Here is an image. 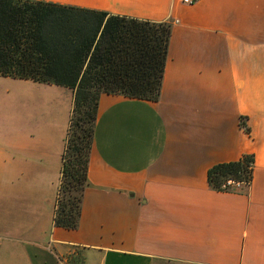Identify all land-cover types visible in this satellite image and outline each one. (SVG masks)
Returning a JSON list of instances; mask_svg holds the SVG:
<instances>
[{"label": "crops", "instance_id": "1", "mask_svg": "<svg viewBox=\"0 0 264 264\" xmlns=\"http://www.w3.org/2000/svg\"><path fill=\"white\" fill-rule=\"evenodd\" d=\"M43 1L171 31L156 101L98 98L76 228L53 225L72 91L49 96L46 127L18 121L0 132V248L13 254L29 242L23 251L42 264L51 255L70 264H264V0ZM243 154L253 156L249 184L212 189L207 170Z\"/></svg>", "mask_w": 264, "mask_h": 264}, {"label": "trees", "instance_id": "2", "mask_svg": "<svg viewBox=\"0 0 264 264\" xmlns=\"http://www.w3.org/2000/svg\"><path fill=\"white\" fill-rule=\"evenodd\" d=\"M171 26L43 0H0V75L69 88L73 93L61 155L53 225L74 229L93 144L100 94L156 101ZM253 156L207 170L208 185L252 178ZM242 186V187H243ZM241 188V187H240Z\"/></svg>", "mask_w": 264, "mask_h": 264}, {"label": "rangeland", "instance_id": "3", "mask_svg": "<svg viewBox=\"0 0 264 264\" xmlns=\"http://www.w3.org/2000/svg\"><path fill=\"white\" fill-rule=\"evenodd\" d=\"M44 84L28 79L10 78L0 75L1 133H4L5 130H8L18 121L25 123L40 120V126L46 127L48 124L47 120H49V96L53 95L55 90H59L56 88L63 87ZM68 103L69 101H67ZM57 114H59V110ZM38 137L43 139L46 135L41 132ZM0 138V141H2L5 137L1 135ZM20 245L21 248L13 252V254H7L0 248V264H42L40 255L36 254L37 256L35 257L32 253L29 255L28 252L23 251V249H31L33 244L25 241ZM49 261V264H70L68 261L63 262L60 258H54L53 255H51ZM93 262V259H89L84 264H92Z\"/></svg>", "mask_w": 264, "mask_h": 264}, {"label": "built area", "instance_id": "4", "mask_svg": "<svg viewBox=\"0 0 264 264\" xmlns=\"http://www.w3.org/2000/svg\"><path fill=\"white\" fill-rule=\"evenodd\" d=\"M182 3H185V4H192L193 2H195L196 0H181ZM174 22H177V20H175ZM244 185L243 182H235L233 180H226L225 183H224V186H232L234 188H240Z\"/></svg>", "mask_w": 264, "mask_h": 264}]
</instances>
